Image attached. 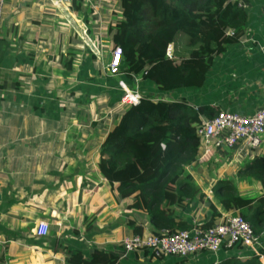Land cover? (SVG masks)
<instances>
[{"label":"crops","instance_id":"1","mask_svg":"<svg viewBox=\"0 0 264 264\" xmlns=\"http://www.w3.org/2000/svg\"><path fill=\"white\" fill-rule=\"evenodd\" d=\"M109 1L113 10L106 12L102 0H85V8L96 12L101 2L106 12L87 34L79 14L67 8L71 0H0V264H65L72 253L86 256L108 248L117 264L162 261L146 251L121 258V242L152 235L150 226L140 215L138 199L117 197V184L97 167L101 142L126 108L120 103L124 89H136L152 102L208 106L211 117L215 112L250 116L264 106V0H242L243 33L228 39L208 61L200 88L168 94L142 74L126 79L105 73L113 51L110 36L120 18L118 1ZM200 150L185 171L218 216L233 211L209 196L216 182L231 184L243 199L259 194L258 185L239 173L254 157L264 158V136L245 157L221 150L202 161ZM207 202L194 199L184 206L181 214L188 224L218 221ZM40 220L47 223V233L38 237L34 229ZM258 244H264V231ZM231 252L221 249L168 263L199 264L203 258V264H216Z\"/></svg>","mask_w":264,"mask_h":264},{"label":"trees","instance_id":"2","mask_svg":"<svg viewBox=\"0 0 264 264\" xmlns=\"http://www.w3.org/2000/svg\"><path fill=\"white\" fill-rule=\"evenodd\" d=\"M102 1L106 12L113 10V2ZM116 1L120 18L110 44L112 50H120L117 72L126 79L142 74L161 94L200 88L208 61L228 39L242 35L246 22L237 0ZM84 2L71 0L67 8L83 12ZM98 5L101 7V2ZM100 7L96 12L89 6L85 8L82 21L87 34L97 29L99 14L106 13ZM59 8L74 24L73 17ZM76 29L80 31L81 27ZM229 30L234 32L233 37H226ZM169 45L168 58L165 53ZM213 112L208 106L193 109L184 100L152 102L141 95L135 104L126 106L101 142L98 170L117 184V197L138 199L140 215L146 217L153 235L188 230L191 224L181 214L184 206L194 199L207 202L185 167L195 163L201 153L199 117L209 119ZM239 175L258 185L255 198H241L224 181L216 182L212 190L222 208L239 215L259 238L264 231V158L254 157ZM207 203L213 217H217L215 208ZM226 250L231 254L216 264H261L259 258L264 263V244L258 255H242L245 252L240 247ZM117 263L109 248L92 249L86 256L72 253L65 260V264Z\"/></svg>","mask_w":264,"mask_h":264},{"label":"built area","instance_id":"3","mask_svg":"<svg viewBox=\"0 0 264 264\" xmlns=\"http://www.w3.org/2000/svg\"><path fill=\"white\" fill-rule=\"evenodd\" d=\"M237 6L240 9L243 8L242 0H237ZM225 35L233 37L234 32L229 30L225 32ZM165 55L170 57L169 46L166 48ZM119 61L120 50L115 48L104 67L108 76L118 75ZM260 93L264 98V80ZM140 97L141 94L136 89L133 91L124 89L120 103L130 106L135 104ZM199 120L200 126L197 128V135L202 146L203 155L202 158L200 157L202 161H207L221 150L229 152L233 157H245L247 155L245 151L251 152L257 149L264 136V106L250 116L217 112L209 119L199 117ZM208 194L217 199L213 191L209 190ZM34 232L38 237L45 236L47 223L38 221ZM236 247L254 255H258L260 250L258 238L253 234L248 224L236 213H230L218 216L216 223L204 227L193 222L188 230L178 231L174 234L162 233L148 235L144 239L139 236L124 239L121 242L123 252L121 258L125 254H138L146 251L154 259L187 260L203 253L215 255L221 249ZM259 262L264 264L260 258Z\"/></svg>","mask_w":264,"mask_h":264},{"label":"rangeland","instance_id":"4","mask_svg":"<svg viewBox=\"0 0 264 264\" xmlns=\"http://www.w3.org/2000/svg\"><path fill=\"white\" fill-rule=\"evenodd\" d=\"M57 4V6H58V8L60 7V4L57 2L56 3ZM60 9V8H59ZM86 12V9H85V7H83V12H80V13H77V14H79V16L82 18V20L85 18V13ZM70 14V13H69ZM71 15V14H70ZM64 16V15H63ZM72 16V15H71ZM65 17V16H64ZM66 18V17H65ZM67 20H68V18H66ZM74 19V18H73ZM69 23H70V21H68ZM70 24H72V23H70ZM73 26H80V24L77 22V21H75L74 20V24H73ZM81 27V26H80ZM209 92V91H208ZM172 259L171 258H166V259H162V261L161 262H153V263H151V264H170V263H172ZM203 261H204V259L202 258L201 260H200V262H199V264H203ZM163 262V263H162ZM168 262H170V263H168ZM177 264H189V263H177Z\"/></svg>","mask_w":264,"mask_h":264}]
</instances>
